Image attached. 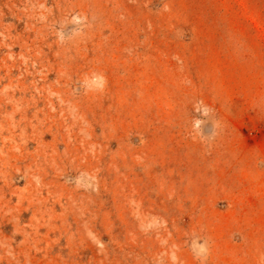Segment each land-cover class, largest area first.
I'll return each instance as SVG.
<instances>
[{
  "label": "rangeland",
  "instance_id": "obj_1",
  "mask_svg": "<svg viewBox=\"0 0 264 264\" xmlns=\"http://www.w3.org/2000/svg\"><path fill=\"white\" fill-rule=\"evenodd\" d=\"M0 264H264V0H0Z\"/></svg>",
  "mask_w": 264,
  "mask_h": 264
}]
</instances>
